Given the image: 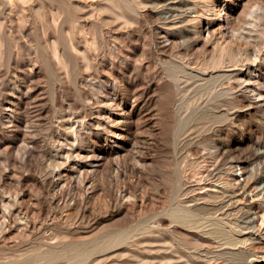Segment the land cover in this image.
Returning <instances> with one entry per match:
<instances>
[{"label": "rangeland", "instance_id": "rangeland-1", "mask_svg": "<svg viewBox=\"0 0 264 264\" xmlns=\"http://www.w3.org/2000/svg\"><path fill=\"white\" fill-rule=\"evenodd\" d=\"M0 264H264V0H0Z\"/></svg>", "mask_w": 264, "mask_h": 264}, {"label": "bare ground", "instance_id": "bare-ground-1", "mask_svg": "<svg viewBox=\"0 0 264 264\" xmlns=\"http://www.w3.org/2000/svg\"><path fill=\"white\" fill-rule=\"evenodd\" d=\"M233 193V192H232ZM231 196H232V194H231Z\"/></svg>", "mask_w": 264, "mask_h": 264}]
</instances>
